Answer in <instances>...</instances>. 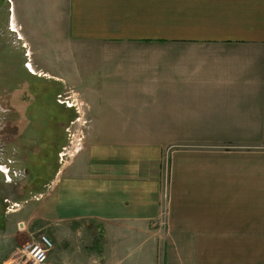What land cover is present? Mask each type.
Returning <instances> with one entry per match:
<instances>
[{
  "label": "crops",
  "instance_id": "crops-1",
  "mask_svg": "<svg viewBox=\"0 0 264 264\" xmlns=\"http://www.w3.org/2000/svg\"><path fill=\"white\" fill-rule=\"evenodd\" d=\"M17 3L29 74L83 105L18 113L0 264L39 235L48 264H264V0ZM72 123L82 149L58 171Z\"/></svg>",
  "mask_w": 264,
  "mask_h": 264
},
{
  "label": "rangeland",
  "instance_id": "rangeland-1",
  "mask_svg": "<svg viewBox=\"0 0 264 264\" xmlns=\"http://www.w3.org/2000/svg\"><path fill=\"white\" fill-rule=\"evenodd\" d=\"M19 13L20 10L17 0H11V2L9 0H0V124L2 125L0 129V143L2 142L5 147V158L3 162L7 163L11 160V166L14 169L23 171V169L20 168L18 160L15 159V150L10 151V145L8 144L13 135L12 130L15 129L13 125L15 119L17 120L18 113L25 110L28 104H30L27 117H32V113L39 108L45 109V107H47V111H49L54 118H60L63 114V107L66 106L59 104V96H62L64 100L65 97L71 96L68 92L72 91L66 90L60 94L56 102V96L63 89V84L59 82H48L44 79H36L29 74L25 62L31 60L30 49L27 44H23L26 48H22V44H18L14 38L15 36L17 37V34L13 32V30H16L19 33L18 29L14 26L18 25ZM19 35L21 36L20 33ZM27 53L30 54L29 59H27ZM29 95H33L36 99L29 98ZM48 95L53 96L49 97ZM70 125L71 124H68L67 127ZM30 128H26V131H30ZM49 129L53 135V138L50 139L57 138V140H59L61 138L63 130H61L57 121H54ZM66 129L63 138L64 145L54 165L55 169L58 171L61 168L59 155L63 148L70 142V136L67 134ZM46 131H48V128ZM77 132L80 134L82 131L76 130L74 126L71 129V133L76 135ZM52 243L55 249L56 245L53 241ZM53 264H90V262L88 259H80L71 254L67 255V253L64 252L62 255L59 254L55 257Z\"/></svg>",
  "mask_w": 264,
  "mask_h": 264
},
{
  "label": "built area",
  "instance_id": "built-area-1",
  "mask_svg": "<svg viewBox=\"0 0 264 264\" xmlns=\"http://www.w3.org/2000/svg\"><path fill=\"white\" fill-rule=\"evenodd\" d=\"M11 2V0H9ZM14 33L17 34L16 39L18 41H22V37L19 35V33L16 30H13ZM23 48H26V46ZM27 59L30 58V54H26ZM26 68L33 74V69L30 65V61L26 64ZM70 94V97H65L64 100L62 99V96H59V104L65 105L69 109L78 110L82 107L83 103L81 100L77 97L74 92H68ZM74 123H72L70 126L67 127L66 131L67 134L70 136V142L68 145H66L62 152L59 155L60 158V165L65 166L67 165L68 161H70L74 155H76L81 149H82V140L83 136L82 133L78 134L76 133V137L71 133V129L74 127ZM2 125L0 124V129ZM78 137V138H77ZM0 172L4 176L5 182L8 184L14 183L16 179L22 176L23 171L16 170L11 166V160H9L7 163L3 162L5 158L4 154V144L0 143ZM36 201H39L41 197H36ZM7 204H9L8 211H18L21 207L18 203H12L10 200H5ZM54 250V244L48 238L46 235H39L35 240L28 243L21 252V260L20 264H48L50 253Z\"/></svg>",
  "mask_w": 264,
  "mask_h": 264
}]
</instances>
